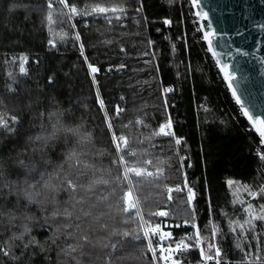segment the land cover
<instances>
[{
  "label": "trees",
  "instance_id": "trees-1",
  "mask_svg": "<svg viewBox=\"0 0 264 264\" xmlns=\"http://www.w3.org/2000/svg\"><path fill=\"white\" fill-rule=\"evenodd\" d=\"M116 106L123 110L118 116ZM164 123H170L172 136L156 134ZM54 127L60 131L45 150L49 165L76 149L90 165L81 182L108 181L79 192L86 203L75 209L64 191L54 194V203L17 200L27 187L21 161L39 166L34 138ZM127 151L137 155H125L126 161L153 175L130 174L131 184L118 185L120 169L113 161ZM260 154L264 145L208 51L189 0H0V247L10 252H0V264H155L135 209L121 211V196L129 189L143 220L171 233L164 245H190L171 254L180 264H205L199 249L214 253L209 242L220 249V264H264V221H255V233L246 240L229 224L244 223L248 203L256 212L264 203V194L253 199L246 191L264 187ZM178 185L181 191L169 192L167 186ZM65 207L73 211L71 220L53 215ZM81 209L92 216L84 217ZM160 211L168 214L153 215ZM97 217L107 229L94 223ZM24 224L30 232L13 240ZM197 228L201 246L190 239ZM79 235H88L91 245L81 247ZM32 238L36 243L24 247ZM151 239L157 243L155 235ZM70 244L77 246L71 255Z\"/></svg>",
  "mask_w": 264,
  "mask_h": 264
},
{
  "label": "snow or ice",
  "instance_id": "snow-or-ice-1",
  "mask_svg": "<svg viewBox=\"0 0 264 264\" xmlns=\"http://www.w3.org/2000/svg\"><path fill=\"white\" fill-rule=\"evenodd\" d=\"M191 3L193 6H196L197 8L201 7V0H191ZM51 7V5H49ZM70 10L72 14L77 13V8L73 5L70 6ZM117 9L113 8L111 9L112 12H115ZM97 12L104 13L108 11L105 8H98L96 9ZM197 16H202L204 19H208L209 13L206 11H197ZM215 30L213 29L211 32H205L204 36L205 39L208 40L209 44V50L213 52V55H217V53L212 48V40L211 37L214 36ZM76 39H79V35L77 34ZM82 47V45H81ZM239 51V50H237ZM92 72L95 73L99 71V69L92 67L89 65ZM221 70L224 73L225 79L228 81V86L232 90V95L235 98L237 104L240 105L243 115L250 121L252 125V129L259 135L261 138V143L264 145V114H256L250 111L248 107L244 105V102L241 100V96L237 94V89L233 87L234 82L236 81L237 77L234 74V70L232 69L231 65L228 64H222ZM21 72L24 71V68L21 67ZM166 91H172V89H167ZM102 103V102H101ZM123 111L119 108V106H116L115 113L118 116L119 113ZM11 120L14 123H18L17 117H11ZM109 128L112 127L111 123H109ZM4 127L9 131L12 132L15 129L9 128L7 123L4 124ZM170 125L161 126L156 133L157 135H164V136H172L173 133L169 130ZM60 131V129H57L54 127V130L52 133L48 136H36L34 138L35 147L32 149L34 157L36 161H38L39 166H37L36 163L33 164H23V161H21L22 165V171L19 173L20 175H23L26 177L24 180V184L27 185L26 188H24L21 192V196L17 197V200L23 199L27 201L29 204L32 203H43L44 199H48L50 203L55 202L54 194L59 193L60 191H64L70 194V199L73 200L75 203L72 204L70 207L72 209H75V206L77 204L83 205L86 203V199L84 195H80L79 198H77V194L81 191L84 193L92 192L93 186L96 183H108L106 180H92L88 184H85L81 182L80 177L86 175V169L90 167L85 160L83 159L86 156V153L83 151H77L76 149L69 150L66 154L61 156V162L56 164L55 166L49 165L48 162V154L45 151L49 145L50 142L55 140L57 138V133ZM67 131H73V130H67ZM73 134H75L73 132ZM114 141L123 140L124 144L127 146L128 141L124 137L117 138L115 134L112 136ZM80 144L84 143V140L82 139ZM175 143L179 145L181 143L180 139H176ZM116 151L120 153L121 146L119 142H116L115 144ZM125 155H128L130 157H135L137 154L135 152L127 151L123 154L118 156V160L113 161V163H116L118 168L120 169L119 174L116 177V182L119 185L124 180H128V183L131 184V180H129V175L131 174L134 177H140L143 175L152 176V172H144L141 169L133 166L129 161L125 160ZM260 159L264 160V155L259 156ZM139 163V161H137ZM146 164H151V161H144ZM51 167L52 170L49 171L48 168ZM31 176L32 181H29L27 177ZM3 177L2 172V165H0V178ZM229 184L233 183L232 181L228 182ZM172 189H169V192H171ZM175 191H181L179 187L175 188ZM248 191V195L252 197L253 199L261 196L264 194V187H261L258 191H251L249 189H246ZM189 192L191 190L189 189ZM171 197L169 196V199ZM191 199V196L189 197ZM106 199V197H105ZM121 199L124 201L125 207L121 209L122 212L128 213L135 209V216L137 218L143 219L141 216V209L137 207V204L133 202L132 199V191L129 189L128 191L124 192L121 196ZM243 204L244 202L241 201ZM259 212H256V206L252 205L251 203H248L246 207L242 209L243 212L247 214V219L244 221L243 224L239 223L238 221H229L230 228L233 232L236 231L237 228H239L242 232L241 239L246 240L247 236L250 232L255 233V221H264V203L259 204ZM82 214L84 217H91L92 213L90 211H84L81 209ZM168 213L165 211H160L158 213H153V215H160V216H166ZM54 216L60 215L63 216L66 220H71L73 216V211L69 210V207H65L62 211L57 209L53 213ZM26 220L31 219V217H25ZM80 217H77V220H79ZM94 223L98 224L101 229H107L108 225L105 223H102L100 219L94 218ZM245 225H247V228H245ZM24 232L21 233L19 236L13 235V240H23L24 233L30 232V228L27 224L23 225ZM66 227L72 228V224H67ZM91 227V226H90ZM74 228L79 230L81 229V224L77 223L74 225ZM215 226H213V232H215ZM59 231V229H57ZM149 232L153 233L157 239V246L156 248H151L150 250L153 252V257L155 258V252L158 249L161 252V259L168 260L171 259V264H180V262L176 259L171 258L172 253L180 252L182 249L190 247V245L185 244L184 240H181L179 242H176L175 248L172 247V245H168L167 247L164 246L165 239H172L171 233H164L162 232L159 225H156L154 228L149 229V231H146L144 233L145 237L149 236ZM68 235H75V232L68 233ZM124 235H128V233H124ZM79 241L82 242L81 247L83 245H91V241L89 240L88 235H79L78 237ZM190 239L195 240V243L197 245H202L203 241L200 239L199 236V229L197 228V232L195 237H192ZM253 239L258 240L259 239V233H256L253 235ZM36 243L35 238H32L27 243L24 244V247H27L28 244H34ZM53 243H55V240H53ZM149 246H151V239L148 240ZM113 247H115L113 245ZM207 247L209 250L215 249L214 253L211 255L206 254L204 252L203 247L201 246L199 251L201 256L203 257L204 261H212L215 259V264H220V257L221 252L220 249L212 242H209ZM237 247H240V243H237ZM77 251V246L75 244H70L68 248L66 249L67 254L71 255V253ZM241 251H244L245 257L249 255V252L245 251L244 249H241ZM0 252H3L4 255H9L10 252L8 250H5L4 248L0 247ZM169 253L168 256H164L163 253Z\"/></svg>",
  "mask_w": 264,
  "mask_h": 264
},
{
  "label": "water",
  "instance_id": "water-1",
  "mask_svg": "<svg viewBox=\"0 0 264 264\" xmlns=\"http://www.w3.org/2000/svg\"><path fill=\"white\" fill-rule=\"evenodd\" d=\"M192 7L208 51L227 86L222 64L232 66L237 77L233 87L244 105L253 113L264 114V0H201L200 8ZM198 10L208 12V19L197 16ZM213 29L215 56L204 36Z\"/></svg>",
  "mask_w": 264,
  "mask_h": 264
},
{
  "label": "rangeland",
  "instance_id": "rangeland-1",
  "mask_svg": "<svg viewBox=\"0 0 264 264\" xmlns=\"http://www.w3.org/2000/svg\"><path fill=\"white\" fill-rule=\"evenodd\" d=\"M165 125H170V123H164V124H162V126H165ZM166 130H169L170 131V128L169 129H166ZM132 191V190H131ZM132 199H133V202H135L136 204H137V202H136V198H135V195H134V193L132 192ZM155 224H158L159 225V223L158 222H145L143 219H141V225H142V228L144 229V227H145V230L144 231H149V229H151V228H154L155 226ZM160 226V225H159ZM160 228H161V230H162V232H164V233H169V231L167 230V229H165L164 227H162V226H160ZM152 234L153 233H151V232H149V238L151 239L152 238ZM146 240H147V238H146ZM148 241V240H147ZM151 241H152V239H151ZM165 247H167L168 245H164ZM163 255L164 256H168L169 255V253H167V252H165V253H163ZM172 258V257H171ZM159 259H161V257L159 258ZM158 259V260H159ZM164 260V259H163ZM165 261V264H171V259H168V260H164ZM155 264H159L158 262H155Z\"/></svg>",
  "mask_w": 264,
  "mask_h": 264
},
{
  "label": "built area",
  "instance_id": "built-area-1",
  "mask_svg": "<svg viewBox=\"0 0 264 264\" xmlns=\"http://www.w3.org/2000/svg\"><path fill=\"white\" fill-rule=\"evenodd\" d=\"M189 2H190V4H191V0H189ZM191 6H192V4H191ZM195 15V14H194ZM199 30H200V28H199ZM201 31V30H200ZM202 39L204 40V37H203V35H202ZM261 155V154H260ZM176 187H180V185H178V186H176ZM176 187H173V188H171V187H169V186H167V188L168 189H175ZM190 196H191V206L193 205V196H192V191L190 192ZM183 224H187L186 222H184ZM156 225H158V224H155L154 226H156ZM159 225L161 226V224L159 223ZM167 225V224H166ZM174 224L173 223H168V225L167 226H173ZM143 230H145V227H144V229ZM146 231H144V233H145ZM145 238H147V240H149L150 238H149V236L148 237H145ZM186 244V243H185ZM148 245H149V243H148ZM156 246H157V243H154V242H152L151 241V246H149V250L151 249V248H156ZM201 246V245H200ZM150 253H151V255H152V257H153V252L150 250ZM161 252L157 249L156 250V252H155V258L153 257V259H154V261L155 262H158V259L161 257ZM209 262H215V259L214 260H212V261H205V264H209Z\"/></svg>",
  "mask_w": 264,
  "mask_h": 264
}]
</instances>
